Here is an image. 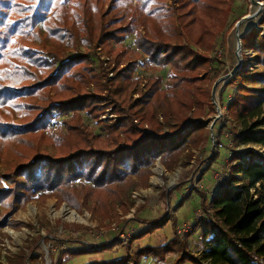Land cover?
Instances as JSON below:
<instances>
[{
  "label": "trees",
  "instance_id": "trees-1",
  "mask_svg": "<svg viewBox=\"0 0 264 264\" xmlns=\"http://www.w3.org/2000/svg\"><path fill=\"white\" fill-rule=\"evenodd\" d=\"M167 1L0 0V161L6 167L0 171V229L21 224L8 221L19 205L46 196L72 208L85 206L103 218L115 215L117 202L125 208L132 182L147 186L157 157L170 168L184 150L206 145L209 131L202 116L214 110L204 71L209 64L216 69L218 59L197 47L210 50L217 34L247 12L234 17L230 0H173L178 4L175 15ZM260 32L252 28L241 40L257 51L261 67L238 75L227 104L242 129H250L229 133L264 146V131L251 132L259 125L251 122L264 117ZM130 33L135 49L123 44ZM69 38H77L87 50L65 53ZM94 41L103 45L101 55L113 56L98 71L89 49ZM125 63L127 70L116 69ZM136 66L159 71L167 67V72L164 80L162 75L149 77L132 99ZM108 107L120 122L106 125L108 134L100 137L89 131L84 115L98 118ZM56 123L64 130H55ZM120 126L124 138L116 131ZM201 195L206 214L186 234L189 238L199 232L201 255L185 253L175 264H264V157L246 152L229 166L220 188L208 199ZM165 221L147 220L151 229ZM148 232L149 226L137 235ZM175 240L161 245L159 253L145 248L144 254L162 259L177 250ZM18 259L16 264L21 263Z\"/></svg>",
  "mask_w": 264,
  "mask_h": 264
},
{
  "label": "rangeland",
  "instance_id": "rangeland-1",
  "mask_svg": "<svg viewBox=\"0 0 264 264\" xmlns=\"http://www.w3.org/2000/svg\"><path fill=\"white\" fill-rule=\"evenodd\" d=\"M261 1L264 8V1ZM230 2L234 17L244 11L248 13L251 8L249 0H230ZM167 5L171 6L172 11L177 15L178 4L168 0ZM263 8L257 22L259 28L251 27L243 36L252 28L260 30L263 34L264 25L260 24ZM126 18L127 16L114 25L125 22ZM235 22L231 26L228 24L221 33L217 34L210 50L197 47L200 52L218 59L215 63L216 69L209 64L204 71L210 79L206 86L209 88V100L214 110L208 116H202L206 119V129L209 131V140L206 145L184 150L179 155L178 161L170 168L162 164L160 157H157L150 167L147 186H137L132 182L127 192L125 208H119L117 202L114 206L115 215L111 214L103 218L96 211L85 206L72 208L66 201L58 203V198L55 196L32 199L22 206L19 205L8 221L15 220L21 224L13 227L8 223L0 229V264H16L18 257V261L21 262L18 264H59L65 259L63 264H89L92 261L100 264L104 261H109L111 264H175L179 257L185 256V253L200 257L202 240L199 232L192 233L189 238L186 234L191 231L192 223L202 219L206 214L201 207L203 199L201 193L208 199L209 195L223 185L229 166L246 152H256L264 157V146L252 142L245 143L240 137H235L236 134L229 133L231 130L241 134L250 132V129L249 127L242 129L240 122L232 115L230 106L227 104L233 87L239 82L238 75L260 69L257 51L245 47L241 40L240 67L220 81L213 98L211 96L214 81L230 70L236 61L235 43L231 37ZM134 37L133 33L127 34L123 44L135 49ZM102 46L101 43L94 41L89 47L94 53L92 59L95 61L97 71L98 65L100 63L105 65L112 56V54L111 56L101 55ZM62 49L67 54H78L87 50L77 38L67 39L66 47ZM119 67L126 70L129 68L126 63L119 65L116 69ZM166 72L167 67L159 71L153 67L136 66L131 75L138 78V84L131 98L139 96V91L144 90L149 77L162 75L164 80ZM205 74H201L200 78ZM108 75L110 79L112 73ZM246 86L259 87L257 84H246ZM92 89L93 84H90L91 92ZM111 109L112 107L106 108L103 114L94 118L95 120L83 114V122L87 124L89 131L104 137L108 134L106 125H112V123L119 125V114L113 113ZM263 118L251 122L259 124L251 129L252 133L264 131ZM158 120L163 122L160 114ZM221 125L226 127L218 129ZM53 128L59 130L63 127L56 123L53 124ZM167 130L168 127H162L163 132ZM116 131L120 138L125 137L121 126L117 127ZM49 149L52 150V146H49ZM217 153V159L211 162ZM5 169V165L0 161V171L3 172ZM63 207L73 211L75 218L70 216L69 211H64ZM161 217L163 221H166L161 226L151 229L152 224L147 220H157ZM148 226L149 232L140 238L141 235L137 234ZM174 236L176 239L174 246L177 249L175 252L166 253L162 259H160L161 255L154 257L152 254H144L145 248L146 251L151 248L156 249L159 253L158 248ZM186 240L188 244L184 245ZM138 254L142 255L138 257ZM181 264L194 263L185 260Z\"/></svg>",
  "mask_w": 264,
  "mask_h": 264
},
{
  "label": "water",
  "instance_id": "water-1",
  "mask_svg": "<svg viewBox=\"0 0 264 264\" xmlns=\"http://www.w3.org/2000/svg\"><path fill=\"white\" fill-rule=\"evenodd\" d=\"M251 4V8L248 13L240 17L234 25V28L231 32V37L234 40L235 48H234V55L236 58L235 63L233 64L232 68L228 70L224 75L218 77L212 86L211 96L213 98L215 89L220 81L226 79L232 73H234L241 65L240 59V48H241V37L244 33H246L251 27L259 28L257 22H259V17L262 13L263 2L261 0H249ZM217 109H219L217 107Z\"/></svg>",
  "mask_w": 264,
  "mask_h": 264
},
{
  "label": "bare ground",
  "instance_id": "bare-ground-1",
  "mask_svg": "<svg viewBox=\"0 0 264 264\" xmlns=\"http://www.w3.org/2000/svg\"><path fill=\"white\" fill-rule=\"evenodd\" d=\"M62 209H63L64 211H69L70 216L73 217V218H75L76 215H75V213H74L73 211L68 210L67 207H63Z\"/></svg>",
  "mask_w": 264,
  "mask_h": 264
}]
</instances>
